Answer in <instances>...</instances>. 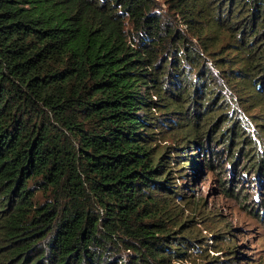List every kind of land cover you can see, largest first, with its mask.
I'll return each mask as SVG.
<instances>
[{
  "label": "trees",
  "instance_id": "16d2710c",
  "mask_svg": "<svg viewBox=\"0 0 264 264\" xmlns=\"http://www.w3.org/2000/svg\"><path fill=\"white\" fill-rule=\"evenodd\" d=\"M162 3L0 0V264L239 258L230 228L209 231L229 256L204 251L185 180L218 165L234 197L264 190V0Z\"/></svg>",
  "mask_w": 264,
  "mask_h": 264
},
{
  "label": "rangeland",
  "instance_id": "374dc122",
  "mask_svg": "<svg viewBox=\"0 0 264 264\" xmlns=\"http://www.w3.org/2000/svg\"><path fill=\"white\" fill-rule=\"evenodd\" d=\"M12 1L21 13L40 18H49L58 12H69L73 5V0ZM162 6H164L163 3ZM214 71L215 79L221 82L220 77L222 75L218 74L216 70ZM193 73H195V70H193ZM228 98L231 100L229 96ZM232 104L234 105V103ZM164 129L168 128L164 127ZM250 131L254 132L252 126ZM171 140V135L167 134L165 141L160 143L170 142ZM259 143L258 146L260 148L262 144L260 143V145ZM190 173V180H185V183H191V190H186V194L195 199L199 198V204L204 206L206 210L204 213L208 215L205 223L202 221L197 225V228L201 229L202 234L209 237L203 239V241H208V243L203 244L206 247L204 251H208L210 255H218L219 258L229 256L218 250V248L211 246L213 239L210 238L211 234L209 231H211L210 228L215 229L218 227L219 230L230 228L234 236V242L238 244L237 255L239 258H230L227 264H264V208L260 203V198H264V190L259 187L256 179L244 177V181L240 183V186H235V180L230 182L231 192L239 191L236 188L240 187L245 194L239 193L240 197L236 198L234 194H229L223 189L221 180L224 178L228 180L229 172L227 175H224V173L222 175L218 165L213 169L202 167L200 173L195 175L193 171H190ZM182 181L177 179L178 184ZM249 193L253 194L254 204L250 199H247ZM217 246L225 245L218 244ZM203 256H197L196 262H203ZM188 262L187 260L186 263L188 264Z\"/></svg>",
  "mask_w": 264,
  "mask_h": 264
},
{
  "label": "built area",
  "instance_id": "2783aa9c",
  "mask_svg": "<svg viewBox=\"0 0 264 264\" xmlns=\"http://www.w3.org/2000/svg\"><path fill=\"white\" fill-rule=\"evenodd\" d=\"M154 97H155V96H154ZM251 126H252V129L254 130V127H253L252 123H251Z\"/></svg>",
  "mask_w": 264,
  "mask_h": 264
}]
</instances>
